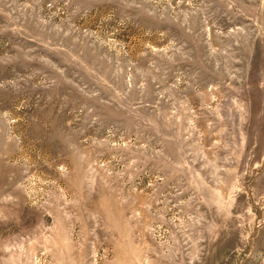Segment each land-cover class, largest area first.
I'll return each mask as SVG.
<instances>
[{"label": "rangeland", "instance_id": "rangeland-1", "mask_svg": "<svg viewBox=\"0 0 264 264\" xmlns=\"http://www.w3.org/2000/svg\"><path fill=\"white\" fill-rule=\"evenodd\" d=\"M0 264H264V0H0Z\"/></svg>", "mask_w": 264, "mask_h": 264}]
</instances>
